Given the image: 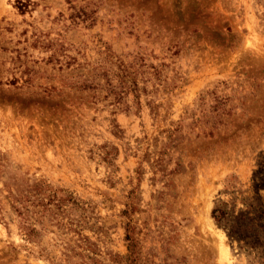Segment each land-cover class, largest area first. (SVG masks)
Here are the masks:
<instances>
[{
  "label": "rangeland",
  "instance_id": "374dc122",
  "mask_svg": "<svg viewBox=\"0 0 264 264\" xmlns=\"http://www.w3.org/2000/svg\"><path fill=\"white\" fill-rule=\"evenodd\" d=\"M0 264H264V0H0Z\"/></svg>",
  "mask_w": 264,
  "mask_h": 264
},
{
  "label": "trees",
  "instance_id": "16d2710c",
  "mask_svg": "<svg viewBox=\"0 0 264 264\" xmlns=\"http://www.w3.org/2000/svg\"><path fill=\"white\" fill-rule=\"evenodd\" d=\"M25 4L26 3L17 1V9L19 11H23V8H25ZM66 58L68 59L67 56H65L64 59ZM110 58L111 54L108 53L103 59L105 62H109L107 69H105L104 65H99L96 68L97 72H95L91 77L82 78L81 76H78V79H76L73 83H70L68 87L76 90H91L103 87L106 95L111 96L110 102L112 103V105L122 104L126 106L125 103L122 102L123 95L127 91H137V85L135 83V73L133 70L134 63H132L134 61L126 64L117 59L112 61ZM50 59L55 62H59L58 50H55L53 52V54L50 56ZM134 60L136 62L138 60V57ZM69 61V59L68 61L64 60L63 64L65 66L71 65ZM111 66H115V70L110 71ZM97 77H102L104 79L103 86L96 82ZM224 107L225 104L222 100H217V102L211 107V111L214 114L213 119L217 120L219 124L221 123V116L225 114L227 115V112L224 111ZM26 197L27 195L17 193V196L13 197V201L15 203L21 204ZM16 210L19 216H24V213H22V211H26L24 206H20V210ZM210 215L215 224L225 230L227 237H229L230 239H236L237 241H242L239 239V232H242V230L236 216L229 215L223 208H213ZM21 228L23 229V231L25 230L28 232V228L26 225H21ZM29 232H31V230ZM126 238V240H128V236H126Z\"/></svg>",
  "mask_w": 264,
  "mask_h": 264
}]
</instances>
